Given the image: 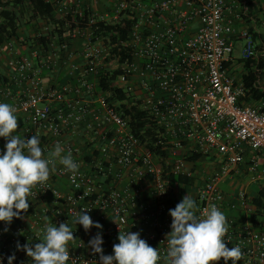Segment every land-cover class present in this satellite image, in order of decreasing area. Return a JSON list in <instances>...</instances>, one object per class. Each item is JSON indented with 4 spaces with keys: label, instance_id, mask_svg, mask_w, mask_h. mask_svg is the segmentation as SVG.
<instances>
[{
    "label": "built area",
    "instance_id": "built-area-1",
    "mask_svg": "<svg viewBox=\"0 0 264 264\" xmlns=\"http://www.w3.org/2000/svg\"><path fill=\"white\" fill-rule=\"evenodd\" d=\"M47 1L55 4L59 17H83L89 12V20L71 31L74 44L63 61L65 81L49 82L43 76L45 70L56 72V60H43L36 47L21 54L10 41L0 49V54L11 55L10 80H0V102L11 104L23 117L17 130L21 137L38 134L45 154L59 142L62 154L70 151L80 167L73 180L57 162L45 184L32 189L29 209L20 221L0 222L4 264L13 253L14 264H29L17 242L33 246L39 242L45 218L53 225L68 223L73 230L76 240L69 242L67 264H96L99 254L93 255L87 245L100 230L92 227L86 232L74 222L84 207L103 225L104 254H112L121 229L140 232L166 255L169 209L175 208L170 200L181 201L187 193L198 214L213 205L223 212L226 246H239L243 254L237 264H264V231L248 220L247 194L227 196L219 187L245 162L247 147L252 151L250 181L257 179L258 187L264 186V103L239 102L244 85L227 65L236 34L233 17L227 14L228 0ZM126 20L130 22L123 43L127 56L122 61L110 59V47L94 35L93 26L99 22L125 26ZM47 33L42 26L40 34ZM242 35L246 38L242 57L248 59L255 54V44L249 31ZM57 52L55 48L52 56ZM115 64L119 72L112 87L130 95L132 104L157 124L163 143L159 153L141 144L120 102L109 101L113 91L100 85L99 72ZM0 141L3 149L6 140ZM216 156L222 158L217 167L198 169V160ZM170 174L196 178L192 185L170 187ZM227 210L239 216H229ZM213 264H224V259Z\"/></svg>",
    "mask_w": 264,
    "mask_h": 264
},
{
    "label": "clouds",
    "instance_id": "clouds-1",
    "mask_svg": "<svg viewBox=\"0 0 264 264\" xmlns=\"http://www.w3.org/2000/svg\"><path fill=\"white\" fill-rule=\"evenodd\" d=\"M17 129L16 108L0 102V138L6 140L0 149V222L6 225H10L14 218H21L22 212L29 209L32 189L45 184L50 172L55 171L57 162L72 173L70 178L73 180L80 167L70 151L62 154L64 148L59 142L45 154L38 134L25 138ZM90 210L81 208L74 222L82 225L86 232L92 227L100 230L87 245L93 255L99 254L96 264H158L161 260L165 264H213L221 258L224 264L229 260L231 264H237L243 255L239 246L231 249L226 246L227 221L223 212L213 205L198 214L195 200L189 193L175 208L169 209L171 231L166 233L167 251L163 256L159 248L141 238L140 232L121 229L119 242L113 244L112 254H104L103 225L91 218ZM45 220L43 237L39 242L34 246L31 242L23 245L17 242L16 248L26 252L29 264H67L69 242L76 240L73 230L68 223L53 225L47 223V218ZM15 260L13 253L7 257V264H14ZM0 264H4L2 256Z\"/></svg>",
    "mask_w": 264,
    "mask_h": 264
},
{
    "label": "trees",
    "instance_id": "trees-1",
    "mask_svg": "<svg viewBox=\"0 0 264 264\" xmlns=\"http://www.w3.org/2000/svg\"><path fill=\"white\" fill-rule=\"evenodd\" d=\"M249 1L247 0V3ZM88 20L89 12L87 11H85L83 17L78 15L59 17L55 15V4L47 0H0V49L10 41L22 42L28 47L38 48L43 60L47 62L56 60L57 65L56 72L45 70L43 76H49V82H63L66 76L63 61L68 58V50L74 44L71 39V31L77 26L85 24ZM122 23L99 22L93 26L94 35L102 37L110 47V59H118V61H122L127 56V49L123 43L126 41V33L130 22L126 20L125 26ZM42 26L48 28V33L45 35L40 34ZM22 27L29 31V34H25L24 40L21 36ZM249 32L254 42L256 34L252 30ZM55 48L58 51L57 55L52 56ZM242 61L245 70L242 72L239 82L244 85V93L240 97V104L253 105L256 101H264V89H261L257 84L262 77L260 71L261 61L258 63L254 56L242 59ZM118 72V64L112 65L108 70L100 71L98 76L101 87L113 91L109 101L120 102V107L125 114L130 116L131 129L135 136L139 138L141 144L146 149L159 153L163 143H161L162 139L158 137L159 127L157 124L138 104H132L130 95L112 87ZM0 80H6L1 71ZM195 159L193 158V160ZM189 160H192V158H189ZM195 178L181 174H170L168 176L170 187L178 186L180 183L192 185ZM247 198L250 204L248 207L251 209L248 213V220L255 228L264 231V186H259L256 195L251 198L247 195ZM170 202H174L175 207L180 201L170 200ZM14 220L19 222L20 218H14Z\"/></svg>",
    "mask_w": 264,
    "mask_h": 264
},
{
    "label": "crops",
    "instance_id": "crops-1",
    "mask_svg": "<svg viewBox=\"0 0 264 264\" xmlns=\"http://www.w3.org/2000/svg\"><path fill=\"white\" fill-rule=\"evenodd\" d=\"M229 9H227V14L233 17L234 27L236 29L235 34V46H237L238 42L241 40L243 44L241 46L242 50L246 43V38L242 35L244 31L252 30L253 33L256 34L255 36V54L254 57L258 60V63L261 61V73L262 77L257 82L258 86L261 89H264V2H260L258 0H250L247 3V0L238 1V0H228ZM236 14H238L236 16ZM250 33V32H249ZM251 35V34H250ZM15 48L17 47V52L21 54H25L29 49L26 47L19 46V43L14 41ZM0 56L4 59L0 62V71L2 75L8 80H10V70L7 66V59L11 56L9 53L4 52L0 54ZM243 57L242 54L240 56L232 55V60L227 64L230 74L234 75L236 79L239 81L242 72H244V62L242 61ZM1 60V59H0ZM4 62V63H3ZM3 64V66L1 65ZM45 80L49 79V76H45ZM53 79V77H51ZM10 82V81H9ZM264 103V101H256L253 105L259 106L260 104ZM18 117V129L22 126L23 117L20 115ZM17 129V130H18ZM0 147H2V142L0 141ZM252 155V151L247 147L246 148V158L245 162L237 165L236 170L233 172L235 175L244 174L246 173L249 177H252L251 172V163L250 158ZM260 165H263V158L259 156L257 158ZM222 162L221 156H216L215 158H206L200 159L197 161V166L199 169H207L211 170L219 165ZM261 173L259 169L257 172L254 173L255 177H258V174ZM231 177H226L225 179L230 180ZM257 179H255L256 181ZM227 214L230 216H239L238 212H232L227 210Z\"/></svg>",
    "mask_w": 264,
    "mask_h": 264
},
{
    "label": "rangeland",
    "instance_id": "rangeland-1",
    "mask_svg": "<svg viewBox=\"0 0 264 264\" xmlns=\"http://www.w3.org/2000/svg\"><path fill=\"white\" fill-rule=\"evenodd\" d=\"M260 2H264V0H258ZM29 34V31L25 30L24 27L21 28V36L22 39L24 40L25 34ZM243 41H239L237 46H234V51L233 54L234 56H240L242 54V46ZM19 46L21 47H26V44H22V42L19 43ZM27 48L30 50V48L33 47H28ZM30 51L27 50L26 54H29ZM0 62L2 61V57L0 56ZM4 61V59H3ZM4 63V62H3ZM3 66V64H1ZM205 168V167H204ZM251 177H249L246 173L244 174H238L233 176L232 178L229 179H222V181L219 183V187L221 190L227 195V196H233L238 192H245L249 198L252 196L256 195L259 187H258V180L256 181H250ZM248 206L250 204L248 203ZM249 208V207H248Z\"/></svg>",
    "mask_w": 264,
    "mask_h": 264
}]
</instances>
